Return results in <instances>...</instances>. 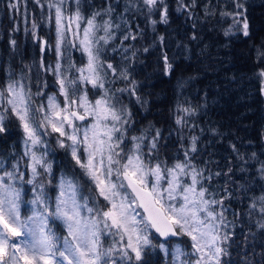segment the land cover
Segmentation results:
<instances>
[{
  "label": "snow or ice",
  "instance_id": "snow-or-ice-1",
  "mask_svg": "<svg viewBox=\"0 0 264 264\" xmlns=\"http://www.w3.org/2000/svg\"><path fill=\"white\" fill-rule=\"evenodd\" d=\"M35 2L44 8L41 0ZM73 3L75 11L69 16H65L66 0L47 3L48 19L54 21L56 28V63L45 64L41 60L40 70L56 78L59 92L48 96L47 104L37 107L26 71L19 78L13 73L0 87V132L6 131V120L15 119L24 136V154L11 165V170L0 161V264H149L147 255L152 249L170 256L169 264H222L221 258L227 253L221 245L230 239V234L222 229L229 222L224 215V200H217L205 187L212 174L205 176V169L192 163L191 154L197 151L198 138L192 137L190 147L182 149L184 158H176L171 165L161 159L160 129L152 128L131 137L128 147L132 114L126 107H118L120 100L115 93L109 94L106 70L124 80L129 77L126 71L117 73L112 64L100 60L105 47L117 38L121 25L113 24L111 6L86 17L80 0ZM180 5L186 9L194 6L195 0L192 5H184L180 0ZM232 5L233 12L221 15L231 16L233 27L242 28L247 36L245 4L232 0ZM125 11L145 18L159 13L160 22H168L165 0H127ZM149 22L157 23L155 19ZM32 27L35 29L37 24ZM124 30L128 32L124 41L137 39L128 26ZM68 48L79 49L86 55L87 63L80 68L70 64L66 69L62 61L67 59ZM163 61L167 74L172 65L166 55ZM70 69L79 73L75 79L65 75ZM82 83L103 90V94L94 102L88 100L86 90L77 96ZM129 84V88L117 91L134 95L138 85L135 81ZM35 95L45 93L37 91ZM57 96L64 97L63 107ZM181 111L188 116L194 114L190 108ZM37 113L42 114L39 119ZM175 123L180 126L178 131L187 127L185 116H178ZM49 128L58 133L57 146L70 156L74 167L78 166L80 176L74 169L62 170L58 177L53 172L45 140L50 135ZM251 159H256V155L252 154ZM22 161H26L25 171H21ZM260 165L258 171L264 179V162ZM26 173L30 175L27 180ZM82 177L87 178L91 187L81 182ZM53 180L54 199L48 193ZM25 185L31 186L30 200L24 199ZM253 200L251 207L255 209L258 200L260 212L264 213V195ZM25 205L28 215L21 213ZM60 226L66 229L65 235L58 234L56 229ZM258 227L264 229V222L258 223ZM181 236L190 238L191 252L179 245L171 247L172 239ZM104 237H112L107 248Z\"/></svg>",
  "mask_w": 264,
  "mask_h": 264
},
{
  "label": "trees",
  "instance_id": "trees-1",
  "mask_svg": "<svg viewBox=\"0 0 264 264\" xmlns=\"http://www.w3.org/2000/svg\"><path fill=\"white\" fill-rule=\"evenodd\" d=\"M2 2L0 0V4ZM165 2L169 22L166 26L160 22L159 13L145 18L139 13L126 12L127 0H80L81 11L86 17L111 6L113 24L121 25L116 32L117 38L105 47L100 60L112 64L117 73L126 71L129 77L124 80L105 69L108 71L105 81L109 94L115 93L120 100L118 107H126L132 114L127 133L128 147L131 137L152 128L160 129L163 134L161 159L171 165L176 158H184L182 149L189 148L191 138L197 137V151L191 154L192 163L205 169V176L212 174L205 187L217 200H224V215L229 222L228 227L222 229L230 234V239L221 245L227 253L221 258L222 264H264V229L258 227V223L264 222V213L260 212L258 200L255 201L256 208L251 207L253 198L264 195V179L258 171L260 162H264L261 127L264 98L260 89L264 59L253 54L255 46L264 50V0L240 1L245 4L249 25L247 36L237 29L225 35L230 23H226V16L219 12L200 14L193 20L190 10L179 7L177 0ZM104 18L108 19V16ZM150 19L157 23L152 25ZM126 26L137 39L123 40L128 34L124 30ZM36 35L30 36L26 30V39L21 40L15 24L7 18L5 8L0 9V87L5 69L22 73L25 68L37 65L35 54L40 41ZM66 55L62 64L67 69L68 65L78 62V55L73 48H68ZM164 55L172 65L167 74L164 72ZM65 75L75 79L76 71L70 69ZM129 81L138 85L134 95L117 91L129 88ZM182 107L193 109L194 114L188 116L181 111ZM178 116L187 119V127L182 131H178L180 126L175 123ZM5 127L6 131L0 132V161L11 170V165L23 156L22 133L15 119L6 120ZM45 140L49 147L48 159L52 161L56 176L62 170L70 169L80 176L81 170L74 167V161L64 149L55 145L52 137H45ZM233 145L238 153L233 151ZM252 154L256 159H251ZM25 163L21 162V171H25ZM29 178L26 173L25 180ZM54 182L48 187L52 198ZM81 182L91 187L86 177H82ZM24 187V199L30 200L31 186ZM21 213L29 214L27 205L22 206ZM56 230L59 235H65L62 226ZM175 239L184 251H192L187 236ZM103 241L107 248L112 244V237H104ZM147 259L149 264H169L170 256L164 257L159 249H152Z\"/></svg>",
  "mask_w": 264,
  "mask_h": 264
},
{
  "label": "rangeland",
  "instance_id": "rangeland-1",
  "mask_svg": "<svg viewBox=\"0 0 264 264\" xmlns=\"http://www.w3.org/2000/svg\"><path fill=\"white\" fill-rule=\"evenodd\" d=\"M244 1V0H240ZM256 1V0H252ZM180 5V0H177ZM48 0H41V4H44V8H41L40 5H38L35 0H29V3H26V0H3L2 4H0V9L3 10L5 8V12L7 13V18L15 24V27L18 29L20 34V39L25 40L26 39V30H28V33L30 36H33V33H36V37L38 38L37 48H36V66H29L28 68H25L22 72H27V77L30 78V83L32 84L31 91L34 94L33 99L35 101L36 106L38 107L41 104H47L48 96H51L53 94H56L59 92L58 85L55 83V77L50 73H45L40 70V62L43 60L45 64H55L56 63V53L54 51V45L56 43V28L54 21L50 22L48 19L49 16V9L47 7ZM184 5H192L193 0H183ZM15 4L16 7L13 8L10 5ZM65 16H69L72 14V12L75 11V5L73 3V0H66L65 4ZM190 10L191 15L193 16V20L198 19V15L205 14L210 15L212 13L215 14V12H219L220 14L222 12H228L231 13L234 11V6L232 5V0H195V5L187 8ZM92 14V13H91ZM106 19V18H104ZM178 19V17H176ZM173 20V19H172ZM33 23H36L37 26L40 25V29H33L32 25ZM169 22L163 23L164 26H166ZM226 23H230L228 26L229 29L227 30L228 33H234L236 27H233V19L231 16H226ZM167 30V28H165ZM242 31V28L240 29ZM243 32V31H242ZM69 38H71V34L69 33ZM45 41H47V46L45 45ZM46 48V51H45ZM259 52L255 53L257 58H261L262 54H264V50H261L258 48ZM75 52L77 53V63L75 64L76 68L83 67L87 63L86 55H82L81 51L79 49H75ZM75 61L74 59H72ZM28 69H31L28 71ZM262 70L260 71V89L261 93L264 98V75H261ZM16 78H19V76L22 73L14 72ZM13 73L9 69H5L4 71V82L3 85L7 83L10 76H12ZM79 75V73L76 71L75 78ZM180 82V81H179ZM47 84V87H44V84ZM179 84L177 85V88H179ZM81 88V91L76 93L77 96L83 95L84 91H87L88 94V100L91 102H94L95 100L99 99L100 96L103 94V90H97L93 89L90 84H80L79 86ZM37 91H42L45 93V95L36 96L35 93ZM57 100L60 103L61 107L64 106L63 96H57ZM184 107H182L183 109ZM37 118L39 119L42 115L41 113H37ZM18 123V122H17ZM82 123V122H77ZM88 123H91V118L89 119ZM19 127V126H18ZM263 133H264V114H263V121L261 124ZM20 128V127H19ZM21 130V128H20ZM48 132L50 135L47 137H52L53 142L55 145H57V137L58 133L51 132V129H48ZM22 133V140H21V150L24 154V143H23V132ZM131 147V143L129 145ZM61 174L58 173L57 177ZM56 181L54 182L55 185ZM56 196V190L54 188V195L53 199ZM30 214V213H29ZM59 223V222H58ZM64 233L66 234V229H63ZM189 238V237H188ZM190 239V238H189ZM191 242V240H190ZM192 243V242H191ZM178 243L175 238L172 239L171 247L174 248L177 246ZM164 257H167L162 252ZM171 259V257H170ZM169 259V261H170Z\"/></svg>",
  "mask_w": 264,
  "mask_h": 264
}]
</instances>
